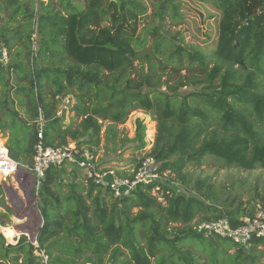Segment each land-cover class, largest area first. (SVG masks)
<instances>
[{
	"label": "trees",
	"instance_id": "obj_1",
	"mask_svg": "<svg viewBox=\"0 0 264 264\" xmlns=\"http://www.w3.org/2000/svg\"><path fill=\"white\" fill-rule=\"evenodd\" d=\"M195 1L211 2L219 12L210 56L195 47L187 50L172 45L162 36L167 32V18L183 22L181 5L174 0H84L81 7L69 0L61 2L62 10L51 1L42 3L39 15L35 0H0V48L11 58L0 69V130L10 157L22 167L32 166L41 141L40 122L46 145L61 147L71 140L98 155L103 130L99 119L109 118L111 106L91 108L90 92L110 88L122 93L115 87L118 81L109 84L110 78L122 73L131 76L140 59L139 48L151 37L156 56L163 57L169 45L168 59H175L178 65L172 72L193 69L206 76L204 80L188 77L193 79L191 85L203 86L200 91L181 100L158 96L156 108L152 106L158 125L149 156L159 163L161 179L169 177L187 186L188 165H200L208 156L244 170L264 169V0ZM146 2L151 3L152 22L157 25L147 28L142 37L139 26L148 10ZM34 35L39 38L37 50ZM166 66L160 69L164 72ZM154 69L151 65L148 78L139 87L159 85L160 77L151 81L156 78ZM69 95L76 100L72 111L81 121L78 125L75 121L65 125L64 113L58 114L59 105ZM131 96L141 97L144 105L149 97L142 91ZM145 132L143 121L138 120L130 140L138 142L136 150L145 148ZM104 136V150L116 152L117 125H109ZM80 174L84 176L74 164L51 167L37 193L27 169L21 168L13 176L17 187L9 181L2 183L14 214L29 221V228L16 225L14 230L33 234L36 207L30 189L43 225L36 234L39 247L26 236H20L17 245L8 244L0 232V264H42L39 251L49 255L50 264H261L264 254L258 248L264 247L263 239L240 247L197 233L195 227L201 222L227 218L237 224L247 212H254L242 209L241 204L234 209L207 204L214 198L199 194L200 182L195 187L198 196L177 193L160 181L139 185L117 198L92 181L86 187L77 178ZM156 188L160 196L153 194ZM261 199L264 206V197ZM135 209L137 213H133ZM9 221V215L0 212V228L8 227ZM195 248H205V256ZM232 249L234 253H230Z\"/></svg>",
	"mask_w": 264,
	"mask_h": 264
},
{
	"label": "rangeland",
	"instance_id": "obj_2",
	"mask_svg": "<svg viewBox=\"0 0 264 264\" xmlns=\"http://www.w3.org/2000/svg\"><path fill=\"white\" fill-rule=\"evenodd\" d=\"M51 1L54 7L62 10L63 5H61V2L69 0H35L37 15L42 11V3L48 4ZM174 1L181 5L180 12L184 18L183 22L173 21L170 17L167 18L164 26L167 32L162 33V36L168 37L172 45H182L184 48H187V50L195 47L204 52L206 56H210L216 44L219 12L214 8L211 2L203 4L195 0ZM70 2L75 7H81L84 0H70ZM146 5L148 10L147 13L142 16L139 26V33L142 37H144L147 28L152 29L157 25V23L155 24L152 22L153 8L151 3L146 2ZM209 35H211V37H209ZM32 39L35 42V50H37L39 43L38 35H34ZM143 48H139L138 50L140 59L134 63L131 76L128 77L122 73L116 74L117 79L115 76L110 78L111 83L109 82V84H113V80L118 81L115 87L117 86V89L120 88V90L123 91L122 93H120V91L114 92V90L110 88H94L92 92H90L91 108L96 104L97 106H111L108 107L109 118L104 121L99 119L100 122L103 123V130L98 157L103 166L115 170L122 176H124V174H133L138 162L148 157L154 147L158 123L154 119L156 115L153 113L152 106L154 105L156 108V104L159 101L158 96L166 100L169 98L181 100L183 96L192 92H198L203 88L202 85H191L193 79H188L189 76L193 75L195 76L194 79L199 80H204L206 78L205 75H202L200 70L183 69L178 72V74L172 72L178 65L175 59H168L169 55L167 52L170 49L169 45L163 57L161 54L157 56L154 54L155 49H153L151 37L147 38V42ZM213 64L214 63L210 64V68L213 67ZM151 65L154 66V74L156 75V78H153L151 81L155 82L158 77H160L159 85L150 87L146 84L143 87H139L138 84H142L144 79L146 77L148 78ZM162 65L166 66L164 72L160 69ZM183 68H187V66L184 65ZM168 75L170 77H168ZM128 80L131 81H129V85H126ZM167 80L168 85L165 84ZM109 89L110 92H108ZM128 89H131L133 93ZM139 91H142V95L148 94L149 97L146 100V105H144L141 97L131 96L132 94L137 95ZM113 93H115L116 96H113ZM67 98L69 104H66L65 100L63 103L61 102L58 114L61 115L64 113L65 125H69L72 121H75L78 125L81 121L75 119V112L72 111L76 104L75 97L69 95ZM147 105H150L151 108H148ZM113 113L115 115H113ZM119 117L120 121L115 122V118L118 119ZM138 120H142L146 127V146L143 150H136L135 148L138 142L130 141L135 137ZM112 124H116L119 130V139L117 140L118 150L116 152L104 150L107 145L104 135L107 127ZM2 140H5V138L2 134V130H0V141ZM68 142H71V140H68ZM21 168L25 169L20 166L19 169ZM68 168L71 170V167ZM186 171L189 173L187 186H184L180 182L172 181L169 177L161 179V182L164 184L167 183V185L177 193H187L191 196L205 194L206 198L212 197L214 198V202L208 198L209 200H207L206 203L209 205H216L220 209H234L240 204L242 205V209L246 210H255L263 206L261 198L264 197V169L261 167H256L252 170H244L238 167L227 166L222 160L208 156L202 160L200 165L197 163L189 164ZM81 174L77 178L87 187L89 183L86 182L84 176ZM64 180L69 183L68 177L64 178ZM8 181L13 182V177L6 181L0 180V212L8 214L10 221L8 227L0 228V232L6 241L9 242L8 244H10V234L15 231L14 228H16V225L26 228L28 227L29 221H27V218L23 219L21 215L18 216L14 214V209L4 195L2 183L7 184ZM198 182L203 185L199 194L195 190ZM156 190L157 191H154L153 194L160 196L161 192L158 191L159 188H156ZM30 195L36 207L31 227L40 228L42 224L40 216L38 215L40 209L37 207L36 198L31 189ZM160 200L163 201L162 198ZM137 212L138 209L133 210V213ZM23 234L26 233L23 232ZM29 236L32 238L33 234ZM195 249L200 256H205V248ZM258 250L264 254V247H259ZM234 252L235 250L233 249L230 251V253ZM261 264H264V256L262 257Z\"/></svg>",
	"mask_w": 264,
	"mask_h": 264
},
{
	"label": "built area",
	"instance_id": "obj_3",
	"mask_svg": "<svg viewBox=\"0 0 264 264\" xmlns=\"http://www.w3.org/2000/svg\"><path fill=\"white\" fill-rule=\"evenodd\" d=\"M10 61L9 52L1 48L0 69H5ZM65 101L66 104H69L68 99ZM43 130L44 124L40 122L38 137L41 141L36 145L33 164L30 168L24 166L34 177L36 193L40 189L47 171L51 167H61L64 164L76 165L83 171L86 182L92 181L94 184L108 189L117 198L129 195L139 185L161 181L159 163L151 156L140 162L132 176L125 177L118 175L115 170L103 166L98 155H95L88 148H80L74 141L61 147L46 145L42 141ZM19 167L20 165L10 157L6 141H0V180L6 181L9 179L10 176L19 171ZM38 215L40 221H42V227L43 217L40 211H38ZM195 229L198 234L206 237L215 236L228 240L237 246L248 247L255 239L264 240V206L258 207L253 213L247 212V215L239 218L237 224H233L227 218H222L215 221L201 222ZM20 236H26L33 246L39 247L37 236L31 238L27 234L15 237L13 243L10 244L17 245ZM37 256L42 264H50V257L44 251H39Z\"/></svg>",
	"mask_w": 264,
	"mask_h": 264
},
{
	"label": "bare ground",
	"instance_id": "obj_4",
	"mask_svg": "<svg viewBox=\"0 0 264 264\" xmlns=\"http://www.w3.org/2000/svg\"><path fill=\"white\" fill-rule=\"evenodd\" d=\"M15 175V174H14ZM14 175H12V176H10V178L11 177H13ZM22 233H18V232H15V231H13L11 234H10V243H13V241H14V238L15 237H18L19 235H21ZM28 235V234H27ZM29 236V235H28Z\"/></svg>",
	"mask_w": 264,
	"mask_h": 264
},
{
	"label": "crops",
	"instance_id": "obj_5",
	"mask_svg": "<svg viewBox=\"0 0 264 264\" xmlns=\"http://www.w3.org/2000/svg\"><path fill=\"white\" fill-rule=\"evenodd\" d=\"M1 49V48H0ZM11 59V58H10ZM16 187H17V184L15 183V181H14V179H13V182H12ZM37 230H38V228L37 227H35V228H33L32 229V231H33V236H36V234H37ZM30 237V236H29Z\"/></svg>",
	"mask_w": 264,
	"mask_h": 264
}]
</instances>
